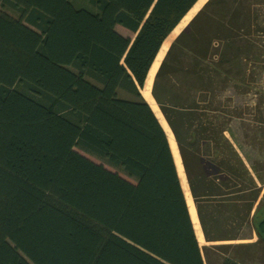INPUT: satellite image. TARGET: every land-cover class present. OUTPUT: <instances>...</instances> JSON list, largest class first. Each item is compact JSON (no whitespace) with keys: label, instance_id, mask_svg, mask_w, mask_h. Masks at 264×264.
Segmentation results:
<instances>
[{"label":"trees","instance_id":"obj_1","mask_svg":"<svg viewBox=\"0 0 264 264\" xmlns=\"http://www.w3.org/2000/svg\"><path fill=\"white\" fill-rule=\"evenodd\" d=\"M196 1L0 0V264H264V177L225 133L255 136L220 100L261 93L264 0H208L152 84L205 240L253 225L255 242L199 246L167 136L139 107Z\"/></svg>","mask_w":264,"mask_h":264},{"label":"rangeland","instance_id":"obj_2","mask_svg":"<svg viewBox=\"0 0 264 264\" xmlns=\"http://www.w3.org/2000/svg\"><path fill=\"white\" fill-rule=\"evenodd\" d=\"M207 1L208 0H206V2ZM206 2H204L196 11L193 12L191 17L188 18V21H186L184 26L181 27V29H179L177 31V33L170 34L174 30V28L179 24V22L181 20L173 28V30L169 33L170 35L168 36L169 46L167 47L166 51L170 47L172 41L177 37V35L180 32L188 30L189 22L194 18V16L198 13V11L204 6V4ZM262 11L264 13V7H263ZM165 53H164V55H165ZM164 55H163V57H164ZM162 58H161V60H162ZM161 60H160V62H161ZM159 65H160V63H159ZM159 65L157 66L155 72L153 73V77H152V81H151V85H150V94H151V96H152L153 79H154L155 74H156V72H157V70L159 68ZM147 77L148 76L146 75V78H145L143 86L139 87V91H140L141 95H142V90H143V88H144V86H145V84L147 82ZM255 82L258 84L257 86L261 88V93H257L256 94V91H255V93H252V94L249 93L246 96H243L240 93L225 92L222 96H220V100L225 106H228V107H231V108L235 107L236 113H238L240 115V117L238 118L239 122L243 121V123L241 124L242 125L241 127H243V126L247 127V129L249 130L248 131L246 129L247 132L250 135L252 134V136H255V137H251L252 141L249 140L247 137L243 136V134L238 130V126L236 127L235 123H232L230 125L231 132H233V133H231L230 130H229V132L227 131L225 133L226 136L229 139V142L232 144L233 149H235V151L239 154V156H241L242 161L248 167L249 172H250L249 175L253 176V180H256V182L259 184L258 177L255 175L254 170L250 166L254 165V167H257L256 168L257 169L256 173L257 174H262V176L264 177V67H263L260 75L257 76ZM142 97H143V95H142ZM152 98H153V96H152ZM143 99L145 100V103H146L147 107L144 104H141V103L139 104V107H141L142 109L144 108V109L150 111L151 114L159 122L157 117L152 112V105L150 104V102H148L144 97H143ZM153 100H154V98H153ZM227 100H229V101H227ZM154 103H155V105H157L155 100H154ZM235 104H237L239 107H236ZM157 108L159 109L158 105H157ZM159 111H160V109H159ZM160 113H161V111H160ZM161 115L164 118L162 113H161ZM164 120H165V118H164ZM165 122H166L169 130L171 131V129H170V127H169V125H168L166 120H165ZM160 125H161V123H160ZM161 127L163 128L162 125H161ZM163 130H164V128H163ZM254 131H257L259 133L258 136H257L258 138H256V133ZM164 132H165V130H164ZM171 133H172V131H171ZM165 134L167 136L166 132H165ZM172 136H173V133H172ZM173 140H174V136H173ZM176 148H177V146H176ZM177 151H178V149H177ZM178 155H179V152H178ZM179 158H180V155H179ZM210 160L211 159H209V158L208 159L207 158L203 159V164H204V167H205L206 171L209 174L213 175V176L215 175V176L219 177L217 179L220 182H223L227 178L226 173L221 168H219L218 165H216L214 162H211ZM180 161H181V158H180ZM174 164H175V161H174ZM181 165H182V161H181ZM175 168H176V165H175ZM182 169H183V172H184L183 165H182ZM176 172H177V176H178V179H179V174H178L177 168H176ZM184 176H185V180H186L187 187H188V190H189V185H188L185 173H184ZM179 183H180V179H179ZM180 186H181V183H180ZM181 189L183 191L182 186H181ZM189 193H190V190H189ZM183 194H184V191H183ZM190 196H191V193H190ZM263 196H264V184L260 187V195H259V198H258L256 204L259 202V200ZM184 198H185V195H184ZM225 198H227V197H223V199H225ZM191 199H192V196H191ZM185 201H186V199H185ZM192 201H193V199H192ZM193 204H194V202H193ZM256 204L254 206V209L252 210V217L255 214V208L257 207ZM186 205H187V203H186ZM194 207H195V205H194ZM187 209H188V206H187ZM263 212H264V210H263ZM188 213H189V211H188ZM190 219H191V217H190ZM191 223H192V221H191ZM252 224H254L253 220H252ZM200 228H201V232H202V235H203V231H202L201 225H200ZM193 229H194V227H193ZM249 230L250 229L245 227L244 230H243V233H247L248 234ZM194 231H195V229H194ZM250 234L251 235L249 236V238H242L244 236H241L240 237L241 239L220 240V241H216V242H207L205 240V238H204V235H203V240H201L200 242L198 241V244L203 249V247H208L209 248V247H213L215 245H228V244L229 245H235V244H242V243H253V242H255L257 240V235H256L255 230L253 229V225H252ZM212 255H213V253H212ZM213 257H214V255H213Z\"/></svg>","mask_w":264,"mask_h":264},{"label":"bare ground","instance_id":"obj_3","mask_svg":"<svg viewBox=\"0 0 264 264\" xmlns=\"http://www.w3.org/2000/svg\"><path fill=\"white\" fill-rule=\"evenodd\" d=\"M204 2H206V0H197L194 5L190 8V10L185 14V16L181 19V21L179 22V24L174 28V30L170 33V34H175L177 33V31L179 29H181V27L184 26V24L186 23V21H188V18L191 17V15L193 14L194 11H196ZM169 34V35H170ZM168 35V36H169ZM168 36L166 37V39L163 41V43L161 44L160 50L158 51L157 55L155 56V59L149 69V72L147 74V82L142 90V95L143 97L150 102V104L152 105V112L154 113V115L157 117V119L159 120V122L161 123V125L163 126L165 132L167 133V139L169 142V146L171 149V153L172 156L174 157V161H175V165L179 174V179H180V183L181 186L183 188L184 191V195H185V199H186V203L188 206V211L191 217V221L193 224V227L195 229V235L197 237V240L200 242L201 240H203V235L201 232V228H200V224L198 221V217L196 214V210L193 204V201L191 199L188 187H187V183L185 180V176H184V172L182 169V165H181V161L178 155V151L176 148V143L173 140V136L171 131L169 130L164 118L162 117L159 109L157 108V105H155L154 100L150 94V85H151V81H152V77H153V73L155 72L157 66L160 63L161 58L163 57L164 53L166 52L167 47L169 46V39Z\"/></svg>","mask_w":264,"mask_h":264},{"label":"crops","instance_id":"obj_4","mask_svg":"<svg viewBox=\"0 0 264 264\" xmlns=\"http://www.w3.org/2000/svg\"><path fill=\"white\" fill-rule=\"evenodd\" d=\"M197 214V213H196ZM199 221V220H198ZM200 224V223H199ZM193 226V225H192ZM198 241V240H197Z\"/></svg>","mask_w":264,"mask_h":264}]
</instances>
